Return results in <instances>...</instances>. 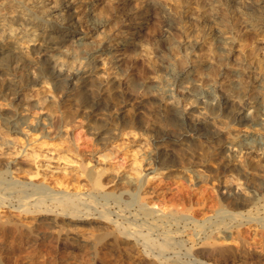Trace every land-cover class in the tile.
Masks as SVG:
<instances>
[{
  "label": "bare ground",
  "instance_id": "bare-ground-1",
  "mask_svg": "<svg viewBox=\"0 0 264 264\" xmlns=\"http://www.w3.org/2000/svg\"><path fill=\"white\" fill-rule=\"evenodd\" d=\"M131 1L0 0V84L11 103L7 108L0 104V138H10L3 145L17 153L16 158L11 157L12 152L0 153V209L6 207L21 217L0 216V264H6L5 260L17 264L20 256L48 257L68 264H124L123 257L142 264H189L182 261V250L177 252L178 241L170 237L175 229L167 228L166 223L181 226L183 231L193 224L195 233L199 230L197 236L189 233L188 238L194 258L227 260L234 254L252 258L245 249L247 238L241 227L253 225L264 231V141L254 131L264 125V103L242 102L223 93L220 86L238 87L235 78L240 85L245 82L264 89V75L246 58L235 59L238 63L232 70L220 72L219 67L216 74L212 69L218 58L231 60L237 44L243 52L251 37L264 38V0H229L236 5L231 10L237 20L229 30L204 28L192 39L186 34L195 60L174 76L172 96L165 90L154 94L157 114L164 117L159 128L150 129L138 121L152 150L141 160L144 168H135L133 181L114 177L105 163L99 166L100 158L106 164L114 158L113 152H103L121 138L131 122L123 112L115 111L107 93L122 87L139 71L136 56L142 47L140 33L147 28V8L165 10L169 3L151 0L146 9L142 5L129 9ZM204 1L215 4L219 0ZM213 6L209 5L210 10L215 11ZM198 9L188 12V18L200 23L209 9ZM168 10L164 16L171 19ZM171 20L178 24L177 18ZM181 31L186 33L184 28ZM163 38L169 40V34ZM43 83L50 85L53 94L59 91L63 96L60 101L53 94L38 99L36 109H47L31 123L34 116L23 102L28 91L44 93L47 87ZM66 102L70 108L63 110ZM248 109L254 114L246 113ZM79 127L94 143L86 152L78 149L71 136ZM32 132L45 140L63 133L68 137L66 156L61 159L76 165L85 179L86 192L80 186L70 191L65 178L56 177L52 187L43 166L39 164L31 172L25 159L19 160L18 154L40 157L31 148ZM20 136L26 144L20 143ZM127 145L120 142L114 147L124 150ZM211 161L216 162L213 169ZM199 171L208 176L204 180L216 184V190L224 189L213 198L216 206L205 221L181 211L166 213L150 196L156 193L150 175L189 173L197 187L204 175ZM230 172L240 175L249 195L233 189L227 179ZM109 184L115 188L106 190ZM224 201L228 204H222ZM27 217L35 224L24 222ZM157 229L160 233L155 234ZM122 239L132 245H125ZM220 239L238 241L240 249L224 245ZM257 258L264 263V255Z\"/></svg>",
  "mask_w": 264,
  "mask_h": 264
},
{
  "label": "rangeland",
  "instance_id": "rangeland-1",
  "mask_svg": "<svg viewBox=\"0 0 264 264\" xmlns=\"http://www.w3.org/2000/svg\"><path fill=\"white\" fill-rule=\"evenodd\" d=\"M138 1L140 5L138 4ZM138 1L132 0L131 3H129V9H135L136 7L141 5L146 9L149 3L154 0H150L149 2H147V0ZM167 1L169 4L167 3ZM213 3L204 0H166V4H168L169 7H163V9H169L168 11L171 10L172 16L170 17L171 19L177 18L178 24H172L171 19H169L168 17L165 18L164 13L166 12L165 10H162V7H159L154 10H150L152 9L150 7L147 8V28L144 30V32H142V34L140 33L142 47L139 49L138 54L136 56L139 71L133 74L131 76V79L122 87L114 89L113 91L107 93V99L112 102L113 106L115 107V111L123 112L126 117L131 121L130 125L128 127H125L121 138H119L115 143H127L128 145L126 149L118 150L114 147L115 144L110 145L103 153L108 154L111 151L115 154L114 158L111 159V161H109L107 164L103 161L102 158H100L99 160V166H104L105 163L107 167L111 168L109 172L111 173V175H114V177L127 178L133 181L137 177L135 175V168L138 170L144 168V161H142V163L141 160H143V156L151 152L152 145L150 143L145 142V136L142 135L143 130L141 129L140 125L138 126V121L146 125L150 129H158L160 124L163 123L164 117L157 114V104L155 103L156 100L154 98V94L165 90L167 91V93L170 94V96H172L176 89V81L174 80V76L177 73L183 71L188 63H190L192 60H195L194 55L190 54V47L192 41L190 40V42L187 39L186 34L191 35L189 39H192L194 35L199 36L201 34L200 32H202L204 28H217L218 26H220L226 30H229L234 24V22L237 21L234 17V12H232V10L236 8V5L234 3L230 2L229 4V0H219L215 4ZM209 5L210 7L214 5L213 7L216 9V12L210 10ZM197 8H199L198 10L202 11L208 8L209 11H211L205 12L207 15L204 14L205 19L204 17H202L201 19L203 20V22L200 23L198 21L196 22L188 18V15H190L188 14V12H194L195 10H197ZM191 9H193V11ZM152 12L153 14L155 13L154 18L151 16ZM147 14H149V16ZM191 17L193 16L191 15ZM151 18H153V20ZM169 21H171V23H169ZM216 21H218L219 25ZM183 28L186 29V33H183L181 31V29ZM165 34H169V40L163 38ZM238 45L239 44L236 45L235 49H237V51L234 52L232 56L233 58L231 60L221 58L215 60L217 63H221H218L219 66L217 65V63H214V68L212 69V72H216L217 74L219 73V71L221 72L222 69L226 68L232 70L234 63L236 62L235 59H238L240 61V59L246 58L257 68L259 73L264 75V38H262L261 36L251 37V40L249 39L243 52L241 51L240 47L238 48ZM222 60L226 62L225 64L227 66L224 64V62L222 64ZM230 63H232V66L230 65ZM32 72L34 71L32 70ZM153 79L163 81H160V84H157V82H152ZM234 79L233 82H235L238 87L230 88L229 86H227V84L221 85L220 89L223 91V93H231L233 94V96L238 97L242 102L261 101L264 103V89L257 88L255 84L248 85L245 82L244 84L240 85V80ZM43 86H45V88L47 87L44 93L36 92V90L28 91L27 98L23 102V105L27 106V109L29 110L30 114L34 116L30 118L31 123H34L37 119L42 117L47 109H36V107L34 106L36 104V101L42 98L43 95L53 94L52 90L50 89V85H48L47 83H43ZM4 93V89L0 84V104L2 105V107L7 108L10 106L11 103L8 101V99H6V95ZM53 96L54 99L60 101L63 95L61 92L58 91L54 93ZM184 104L185 103H183L182 105ZM69 106L70 105L66 102L64 103L62 109H68L70 108ZM246 113L254 114L253 110L251 109H248ZM255 128L254 131L256 135H259L264 141V125L257 126ZM29 136L30 139L33 140L31 142V148L35 151L36 154L40 155V157L34 159L31 156L28 157L27 155L21 154H18L17 157L19 158V160L25 159L24 161L26 162L24 163L27 165L28 169H31V172L36 171L35 168L38 167L40 164L41 166H43L42 168L44 172L48 174V184L50 186L54 187L56 182L55 178L58 177L60 179L65 178L64 182L67 185L69 184L70 191H74L77 186L81 187L82 192L87 191V186H85V179L75 169L76 165L67 163L61 159L62 157L66 156V151L64 150L68 145V137L64 133L61 135V137L53 140L41 139L39 133L34 132L29 133ZM71 136L81 152H86L90 150L94 144L92 137L88 135L85 132V129L83 128L79 127L73 129L71 132ZM18 138V140H20V143L26 144L23 136H20ZM4 139L6 140L10 138L4 137ZM4 139L0 138V153L5 152L4 155H6L9 152L15 151L14 149H12L11 151H7V149H5L3 145ZM16 154L17 153L12 152L10 155L12 158H16ZM211 163H209V167L212 169L215 168L216 162L211 161ZM42 168L41 171L43 172ZM112 168H114V171H112ZM234 173L235 172L227 173V177H229H226L228 181L231 182L233 189L235 190V188H239L237 190H241L242 193L247 192V194L245 193V195H249L248 191L244 188L243 181L242 179H240V175L238 176L236 173ZM199 174L204 175L199 177L200 180L202 177L203 178L201 182L197 183V187L195 186V180L191 177L192 175L189 173L182 174V172H174L172 174L169 173L167 176L165 174L164 176L150 175L151 177H148V179L151 180V187H154L157 193V195L156 193H153L150 196L154 198L155 201L157 200V204H160L163 209L166 208V213L174 210L178 212L181 211V214L187 215L188 213L189 217H195L196 220L203 222L212 215L211 210L215 208L213 206H216L213 198L218 197L220 193L224 192V189L216 190L215 183L211 182L209 178L207 180H204V178L208 177L205 176V172L202 173V171H199ZM111 185L112 184L107 185L106 190L110 191L115 188ZM199 192H202L203 194L200 195ZM150 196L148 198L149 200L151 198ZM125 199H127V197ZM222 204L227 205L228 201H224V203ZM0 216L3 219H6L7 217H10L12 219L21 218L20 215L17 214V212L9 210L6 207L0 209ZM24 222L30 223L32 225L35 224V221L31 217H27ZM166 226L169 229H175V232L173 233L174 235L171 233L170 237L176 239V241L178 242L181 240L180 242L182 244L184 242L183 246H181V243L177 242V245H180L181 247L179 246L180 248H178V246H176V249H179L178 251H176L179 252L180 250H182L179 254L181 255L180 257L182 258V261L185 263L189 261V264H206V262L209 264H264L263 262L259 261L260 258H257L259 255H264V231L256 229L253 225H246L241 227V233L247 238L245 249L247 251H250L249 253H251L252 258L249 259L247 255L243 256L234 254L232 258H229L227 260L221 258H216L212 260L213 258L210 259V257L208 258L207 256H196L197 258H199L198 260L196 257H193V254L189 251L191 243L190 241H188L190 240L188 238H190L191 234L195 233V227L193 224L190 225L189 231L185 230L186 232L183 231L184 229L181 226L173 227L171 224H169L168 226V223H166ZM177 229H179L180 232H176ZM155 231V234L160 233L158 229L156 232ZM198 232L199 230L195 233V236H197L196 234ZM189 233H191L190 236ZM180 234H182L183 236ZM178 237L181 238L179 239ZM121 241L124 244L126 243L125 245H132L131 241L129 240L122 239ZM220 242H222L224 245H229L234 248L240 249V244L238 243V241H231V239H220ZM184 246H188L187 250L189 252L184 249ZM58 247L62 248V244H60ZM33 250H39V248L36 249L34 247ZM181 252H184L185 254ZM186 255L189 257H187ZM192 259L196 261L194 262ZM122 261H124V264H142V262H138V260L130 259L127 257H123ZM197 261L200 262L198 263ZM4 262L6 264H10V262H6V260ZM16 263L68 264L67 261L55 260L53 262V259H50L48 257L33 258V256L17 257Z\"/></svg>",
  "mask_w": 264,
  "mask_h": 264
}]
</instances>
